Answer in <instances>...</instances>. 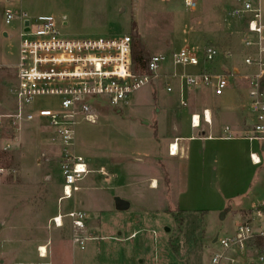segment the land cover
Returning a JSON list of instances; mask_svg holds the SVG:
<instances>
[{"label":"rangeland","instance_id":"rangeland-1","mask_svg":"<svg viewBox=\"0 0 264 264\" xmlns=\"http://www.w3.org/2000/svg\"><path fill=\"white\" fill-rule=\"evenodd\" d=\"M197 1V8L190 10L184 0H0V65H14L18 59L20 23L5 22V11L12 8L31 17L53 15L69 36L131 34L135 44H142L149 53L214 44L223 50L222 63L230 61L229 50L242 74L249 73L240 37L244 22L224 19L225 9L243 0ZM259 5L264 20V0ZM178 68L197 71L194 66ZM165 80L159 78L135 90L118 111L99 100L97 122L77 124L75 149L93 160L72 198L61 199L60 147L50 126L37 121L20 129L8 122L0 127V264H130L132 256L139 264H203L218 248L208 237L192 236L198 226L190 215L189 225H183L171 213L150 209L161 198L150 180L160 172L162 138L172 133L167 108L182 109L185 114L190 107L202 111L205 105H214V99L200 88L195 90V102L181 105L180 80H169L172 91ZM230 82L233 87L228 90H248L246 77ZM9 95L5 86L0 87V110L10 107ZM240 99L235 93L229 95L223 100L224 108L241 106ZM54 101L41 96L35 104L50 107ZM215 106L223 108V103ZM262 185L264 190V181ZM116 196L131 206L117 209ZM74 206L89 215L90 232L85 233L89 238L83 247L73 241L75 229L68 217L61 226L53 220ZM207 227L209 234L218 231L216 220ZM224 230L221 236L227 233ZM40 245L47 247L44 257L39 255ZM199 249H203L201 257Z\"/></svg>","mask_w":264,"mask_h":264},{"label":"built area","instance_id":"built-area-1","mask_svg":"<svg viewBox=\"0 0 264 264\" xmlns=\"http://www.w3.org/2000/svg\"><path fill=\"white\" fill-rule=\"evenodd\" d=\"M184 3L190 10L198 6L197 0H184ZM224 17L226 21L244 22L240 37L244 62L251 69L244 77L253 116L244 136L264 142V22L261 7L252 0H243L241 4L226 8ZM14 20L20 23L18 59L14 65H0V87L5 86L10 93V107L0 110V127L8 122L20 129L38 121L53 129L60 147L61 199L72 198L81 188L79 181L89 171L85 158L75 151V130L80 121L97 122V101L120 106L132 92L161 76L180 80L182 105L188 103L184 86L211 88L214 95L222 96L231 84L232 72L228 73L216 64L224 54L214 44L201 49L185 45L171 52L153 53L147 70H142L134 62L131 34L69 36L61 31L53 15L31 17L22 9L7 8L5 22L10 24ZM226 55L229 59L233 57L229 50ZM179 66H194L197 71L180 70ZM167 89H173L170 82H167ZM41 96L54 98V104L50 107L35 104L36 98ZM203 118L211 122L208 109H204ZM191 123L199 127L201 115L193 113ZM170 152L173 153V149ZM255 214L262 217L264 212L257 208ZM64 217L71 220L75 229L73 241L83 247L89 238L85 235L88 213L74 206L65 214L54 216L53 220L61 226ZM256 218L246 214L231 233L218 234L213 243L218 248L204 264H264V247L256 243L258 237H264V225Z\"/></svg>","mask_w":264,"mask_h":264},{"label":"crops","instance_id":"crops-1","mask_svg":"<svg viewBox=\"0 0 264 264\" xmlns=\"http://www.w3.org/2000/svg\"><path fill=\"white\" fill-rule=\"evenodd\" d=\"M252 1L259 4V0ZM222 59L216 64L222 66L226 72H232L230 81L231 78L234 80V77H244L242 69L234 61V56L229 59L230 61L227 60V63L231 62L233 65L222 63ZM159 78H165L166 85L171 80L165 76ZM231 87H233L232 84L228 89ZM184 88L185 95L189 98L188 101L195 102V90L200 88L209 94L207 97L214 99V105H205L202 111L190 107L185 114L182 113V109L167 108V127L172 130V133L162 138L161 152H159L163 159L160 158L158 161L160 172L152 176L150 180L152 189L159 188L161 198L158 195L159 204H152L150 209L156 212L171 213L177 223L179 218L183 225H189L186 219L187 215H190L191 219L197 220L196 225L198 226L194 232L191 231L192 236L200 235L202 240L208 237L210 243L213 244L214 239L218 234L221 235L222 230L225 229L227 234L231 233L241 217L246 214L257 217L256 221L264 225V215L258 217L255 214L257 208L264 212L262 205L264 201L262 185L264 181V142L244 136V131L253 121L248 90H227L224 95L216 96L211 88L194 86H184ZM178 93L181 103V82ZM233 93L241 98V106L230 105L224 108L223 100ZM243 101L245 103L242 104ZM216 103H223V108H217ZM204 109L209 110L211 122L204 120ZM193 113L201 115L199 127L192 126L191 115ZM175 146H177V152L174 154L170 150ZM83 157L91 166L93 159L86 155ZM160 165H164V168ZM109 167L110 172L113 173V168ZM161 177L164 179L162 183L160 182ZM84 210L87 212L86 209ZM152 216L154 218L156 213H152ZM141 218L143 216L138 218L139 221ZM213 220L217 222L218 231L209 234L207 226ZM89 227L88 215L87 232H90ZM204 241L203 246L206 244V240ZM199 250H202L199 252L201 257L203 249ZM39 255L44 257L41 251ZM128 259L130 264H139L137 258L133 256ZM202 260L204 261V257Z\"/></svg>","mask_w":264,"mask_h":264},{"label":"trees","instance_id":"trees-1","mask_svg":"<svg viewBox=\"0 0 264 264\" xmlns=\"http://www.w3.org/2000/svg\"><path fill=\"white\" fill-rule=\"evenodd\" d=\"M153 53H149L148 50L142 44H135L133 50L134 62H136L137 67L142 70H147L148 62ZM114 110L118 109V106H113ZM256 243L259 247H264V237H258Z\"/></svg>","mask_w":264,"mask_h":264},{"label":"water","instance_id":"water-1","mask_svg":"<svg viewBox=\"0 0 264 264\" xmlns=\"http://www.w3.org/2000/svg\"><path fill=\"white\" fill-rule=\"evenodd\" d=\"M5 35H7V32H5ZM115 204H116V208L121 209V210H124L130 207V202L127 199H124L120 196L115 197ZM216 239H217V236L214 239V241H216Z\"/></svg>","mask_w":264,"mask_h":264},{"label":"bare ground","instance_id":"bare-ground-1","mask_svg":"<svg viewBox=\"0 0 264 264\" xmlns=\"http://www.w3.org/2000/svg\"><path fill=\"white\" fill-rule=\"evenodd\" d=\"M176 152H177V146L173 147V153L175 154ZM39 250L41 251L43 256H46L47 247L45 245L40 246Z\"/></svg>","mask_w":264,"mask_h":264}]
</instances>
